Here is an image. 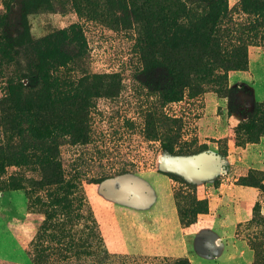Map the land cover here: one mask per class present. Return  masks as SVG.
I'll use <instances>...</instances> for the list:
<instances>
[{
    "label": "rangeland",
    "instance_id": "1",
    "mask_svg": "<svg viewBox=\"0 0 264 264\" xmlns=\"http://www.w3.org/2000/svg\"><path fill=\"white\" fill-rule=\"evenodd\" d=\"M238 1L227 0L228 7ZM114 8V16L130 23L129 29L119 19L105 25L79 18L71 10L65 14L35 11L27 17V35L22 33L17 40L13 36L11 51H1L0 68L7 74L2 75L4 78L0 76V98L6 94L8 81L13 87L17 77L27 76L28 68L39 66L43 49H29L25 43L40 42L75 23L80 26L86 44L84 69L89 75L117 74L123 92L118 100L101 101L92 111L88 145L60 148L64 168L68 172L72 168L82 169L85 176L81 177L82 202L71 196L67 203L50 206L48 200L54 193L48 198L44 191L25 183L19 191H8L11 178L19 176L21 180L23 174L26 177L30 174L13 167L0 172V264H106V250L110 252L112 244L119 242L120 229L129 225H133L131 231L122 229V233L132 253L153 245L154 250L170 255L171 238H179L178 225L174 226L175 233L170 232V221L175 223L178 217L171 207L173 192L179 184L172 182L170 188L171 180L158 170L167 171L169 162L184 157L167 155L159 150L158 142H148L143 137L142 111L152 106V99L145 94L166 86L168 76L165 71L141 65L137 26L130 15H122ZM2 10L0 0V15ZM234 20L239 21L240 17L235 16ZM17 44L21 45L16 47ZM71 47L77 51L75 44L65 45L64 49L69 52ZM248 61L247 71L228 73L226 87L230 92L225 97L206 87L207 91L200 97L170 103L164 110L170 118L180 120L176 150L183 149V145L190 150L204 146V154L215 155L220 161L219 172L211 180L187 181L196 185L194 197L206 207L204 213L196 211L193 218L186 219L187 224L182 228L188 256H180L182 248L177 256L188 258L189 264L190 260L192 264H247L248 261L252 264L254 252L250 245L264 237V223L252 222L258 213L254 209L258 208L259 216L264 217V193L259 188L241 185L238 180L247 177L248 169L228 165L226 160L231 154H242L248 145L247 130L253 106L256 102L264 103L262 41L248 48ZM142 69L147 72L142 74ZM25 86L28 85L25 83ZM248 152L251 161L252 158L255 162L264 161V140L251 146ZM122 171L125 173L121 174ZM169 171L177 173L172 167ZM101 177L108 179L97 185L88 183ZM144 206L150 208L133 210ZM220 208L226 213L223 223L218 225ZM157 231L162 238L153 243ZM100 234L109 242V249L105 241V245L102 243ZM160 259L118 254L111 261L113 264H160ZM245 259L248 260L245 262Z\"/></svg>",
    "mask_w": 264,
    "mask_h": 264
},
{
    "label": "trees",
    "instance_id": "2",
    "mask_svg": "<svg viewBox=\"0 0 264 264\" xmlns=\"http://www.w3.org/2000/svg\"><path fill=\"white\" fill-rule=\"evenodd\" d=\"M2 6L0 54L11 51L13 36L17 40L22 33L27 35V17L35 11L65 14L71 10L79 18L105 25L116 19L121 21L112 13L116 10L114 6L122 15H130L137 26L141 65L165 71L168 76L166 86L145 94L152 99V106L142 111L143 137L148 142H158L161 152L180 158L199 155L206 148L190 150L183 145V149L176 150L180 120L167 116L165 107L198 98L207 91L206 87L225 97L230 92L226 87L228 73L247 71L248 48L257 42L264 43V0H239L231 8L227 0H2ZM235 16L240 20H234ZM123 20L121 24L129 29L131 24ZM71 44H75L77 51L71 47L66 52L64 46ZM25 46L43 50L39 66L28 68L27 76L17 77L13 87L8 81L6 94L0 98V172L13 167L30 174L28 177L23 174L21 180L19 176L11 178L8 191H19L25 183L44 191L48 198L54 193L48 200L50 206L67 203L71 196L82 202V169L72 168L68 172L60 148L89 144L91 113L99 102L115 101L122 96L121 79L115 73L88 74L82 66L85 40L75 23L40 42L28 40ZM143 72L147 70L142 69ZM5 73L0 68L1 78ZM250 118L246 143L257 144L264 138V103L254 104ZM247 172V177L238 180L241 185L259 188L264 193L263 172L253 169ZM158 173L179 184L173 200L182 228L196 211H206L204 203L194 197L196 185L172 172L158 170ZM106 179L101 177L88 183L97 185ZM254 211L258 213L252 222L263 224L264 217L259 216L258 208ZM250 248L254 252L252 264H264V237L252 242ZM106 254V264H113L111 260L118 258L107 250ZM160 262L189 264L188 258H162Z\"/></svg>",
    "mask_w": 264,
    "mask_h": 264
},
{
    "label": "crops",
    "instance_id": "3",
    "mask_svg": "<svg viewBox=\"0 0 264 264\" xmlns=\"http://www.w3.org/2000/svg\"><path fill=\"white\" fill-rule=\"evenodd\" d=\"M263 140L264 138H261L260 141L257 143V144H248L245 149L242 151V154L238 155V154H231L227 157V163L228 165H234L236 167H246L248 170L249 169H253V170H258V171H263L264 172V161L262 160H256L255 162V159L252 158V161L248 155V151L250 150L251 146H257L261 143H263ZM235 156V157H234ZM202 163L204 165H206V167H209V172L208 174L209 175H217L218 172H219V166L216 167V169L214 170L212 167L214 166L213 162L211 160H202ZM259 166V167H258ZM214 170V171H212ZM171 185H172V181H170V188H171ZM171 192V190H170ZM172 195V193H171ZM264 201V200H263ZM173 208L171 207V210L173 211H176V209L174 208V202L172 204ZM150 208V206H144V207H141V208H137V209H133V210H136V211H139V210H142V211H146ZM139 209V210H138ZM226 213V210H224L223 208H220V210L218 211V216H217V224L219 225L220 223H223V219H224V215ZM177 216V215H176ZM173 219V218H172ZM177 221L174 223L172 220L170 221V232H174V226L175 225H178L177 228H178V235L179 238L178 240H174L175 237L171 240H170V255L169 253H162V250H154L153 248V245L152 246H148L146 247V249H144V247H142V249H139L137 251H135V253H132L128 247V244H127V237H125L122 233V229H125L127 231H131V228H133V225H129V227H122L120 229V232H119V242H114L112 244V249H109V242L107 244V241H106V238L104 237V235L101 237L102 238V241L104 243H106L108 249L110 250L109 253L111 254H122V255H131V254H134V255H137V256H158V257H162V258H168V259H171V260H175V259H179V258H184V257H187L188 256V249H187V245L185 243V234H184V231L182 229V227L180 226L179 222H178V217H176ZM175 221V220H174ZM173 222V225H171ZM216 223V221H215ZM165 230H167V228H164ZM157 235L155 237L154 240H152L153 243H157L160 238V234L161 232H158L157 231ZM101 236V234H100ZM176 236V237H177ZM170 237H172V234L170 233ZM104 239V240H103ZM157 239V240H156ZM233 243V242H232ZM105 245V244H104ZM175 245H177L175 247ZM181 248H182V254L180 256H184V257H180V256H177L178 254H180L181 252ZM185 253V254H184ZM241 256V255H240ZM198 257V256H197ZM201 258H210V257H201ZM248 259H245V262L247 261ZM247 264H249V261L246 262ZM190 264H192V260H190Z\"/></svg>",
    "mask_w": 264,
    "mask_h": 264
},
{
    "label": "water",
    "instance_id": "4",
    "mask_svg": "<svg viewBox=\"0 0 264 264\" xmlns=\"http://www.w3.org/2000/svg\"><path fill=\"white\" fill-rule=\"evenodd\" d=\"M211 160L214 164L212 167L214 170L217 166L220 165L219 158L212 154H204L201 153L199 155L189 157V158H182V159H174L172 162L167 164V171L170 172V168L176 171L172 172L174 174L181 175L186 181L191 182H203L211 180L214 175H209V167H206L202 163V160ZM171 161V160H170ZM212 170V171H214Z\"/></svg>",
    "mask_w": 264,
    "mask_h": 264
}]
</instances>
